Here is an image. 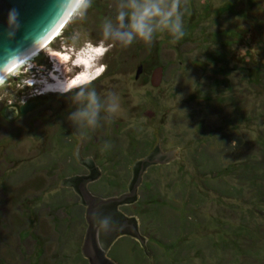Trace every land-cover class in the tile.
<instances>
[{
  "label": "rangeland",
  "instance_id": "374dc122",
  "mask_svg": "<svg viewBox=\"0 0 264 264\" xmlns=\"http://www.w3.org/2000/svg\"><path fill=\"white\" fill-rule=\"evenodd\" d=\"M186 4L181 40L164 32L151 46L129 47L101 42L116 0H92L84 19L76 6L53 45L0 79V100L23 111L0 116V264H85L82 168L64 161L78 142L92 147L81 155L94 156L102 175L86 186L102 199L116 197L155 146L176 150L146 169L138 200L118 208L138 221L152 262L125 234L108 252L117 264H264V235L246 240L264 233V0ZM78 30L92 49L68 50L65 39ZM59 51L76 57L78 78L88 72L80 86L121 97L124 114L91 136L67 120L71 93L51 87Z\"/></svg>",
  "mask_w": 264,
  "mask_h": 264
},
{
  "label": "clouds",
  "instance_id": "9594fccd",
  "mask_svg": "<svg viewBox=\"0 0 264 264\" xmlns=\"http://www.w3.org/2000/svg\"><path fill=\"white\" fill-rule=\"evenodd\" d=\"M75 3L77 17L84 19L92 6V0H75ZM187 14L186 0H116L114 15L105 17L102 22L101 42L113 47H129L137 42L151 46L156 34L164 32L170 33L173 42H176L185 35ZM19 15V11L12 7L3 18L6 40H14L20 31ZM65 44L72 52L93 48V41L86 30L73 32L65 39ZM74 63L76 64V57ZM56 91L61 95L71 93L69 100L73 110L68 114L67 120L76 127L96 130L102 126V121L116 119L124 114L121 97L115 91L101 94L95 87H81L76 91L69 89L67 92ZM130 126L135 127L136 122L133 121ZM92 215L105 231L116 226L115 221L104 215L102 209L93 210Z\"/></svg>",
  "mask_w": 264,
  "mask_h": 264
},
{
  "label": "water",
  "instance_id": "95a60500",
  "mask_svg": "<svg viewBox=\"0 0 264 264\" xmlns=\"http://www.w3.org/2000/svg\"><path fill=\"white\" fill-rule=\"evenodd\" d=\"M76 6L75 0H0V78L52 40ZM12 7L19 11L21 28L14 40H6L3 18L7 15L8 9ZM141 72L142 66L136 71V78ZM153 85L156 86L155 83ZM161 152L170 155L169 160H171L176 150ZM146 156L134 163L128 185L134 179V170L139 168L137 162L144 160ZM93 170L89 167L88 169L82 168L81 174L86 177ZM83 180L81 178L79 195L86 206V232L81 246V254L88 264H117L108 257V252L114 242L120 238L119 236L125 234L133 236L140 242L152 262L151 253L145 245L146 237L141 236L138 231V221L134 216L128 217L118 210L121 206L136 202L140 181L133 184L129 193L120 195L125 192L127 185L116 197L102 199L95 197L88 190L86 184L90 180ZM129 198H134V201ZM96 209H102L106 216H108V212L114 213L116 216L112 215L113 220L118 217L119 222H115L116 226L112 230L105 231L92 215L93 210Z\"/></svg>",
  "mask_w": 264,
  "mask_h": 264
},
{
  "label": "flooded vegetation",
  "instance_id": "af4514ba",
  "mask_svg": "<svg viewBox=\"0 0 264 264\" xmlns=\"http://www.w3.org/2000/svg\"><path fill=\"white\" fill-rule=\"evenodd\" d=\"M55 38H56V36L45 47H47L49 45H53L54 43L51 44V42L54 41ZM49 52L50 53H54V54L56 53L55 51H52V50L49 51ZM58 53H59L60 61L62 59H64V57H68V58L66 59V65L64 64V66H62V63L61 62H60V65H59V61L54 58L55 61L58 62V66L59 67L55 66L56 65V63H55V65H54L55 72L54 73L52 72L50 74V82L52 80L53 81L55 80L54 82H56L57 81L56 78L57 79L60 78V81H63V82H66V83L67 82L70 83V82H73L74 80H77L76 79V78H78V70L77 69H78L79 66L74 63L75 58L72 57V55H71L73 53H71V54L68 53V52H66V53L62 52L61 53L60 51ZM68 62L72 63V65L74 66L73 68H75L76 71H75V73H71L70 75L67 76L66 73L63 70L67 66ZM88 83H90V82H87L86 85ZM46 85H50V84H48V82H47ZM80 87H82V86L78 85V86H75V87L71 88V90H76V89H78ZM13 111H14L15 115L18 116V117H20L23 114L22 113V110L19 109L18 107L11 106V104H10V106L9 105H6L5 102H3V101L0 100V116H1V118H3V119L6 120L8 117H10V114H11L10 112H13ZM88 131H89V135L91 136L92 135L91 134L92 131L91 130H88ZM78 132H80V131H78ZM75 136L76 135H74V137ZM77 142H78V140H77ZM59 145H62V151H65V147H66L65 144H63V142H60ZM80 145H81V142H78V144H75L74 143V146H73L74 147V150H73V152H71L69 154V155H71V157L66 154L67 160H64V161L67 162L72 167H79V168H86V169H88V167L89 168H93L94 170L88 176L83 177V174H81L82 177L81 176H79V177L82 178V179H84V180H90L89 185L90 184H94L96 181H98L100 179V177L102 175L100 173V171H99V169H100L99 168V165H97L94 156L91 157V156H82L81 155V153H83V152L84 153L85 152L91 153L92 152V147L89 146V148L87 149V148H83L82 146L80 147ZM67 149H69V148L67 147ZM160 149L161 148L159 146H155L153 148V150L150 153L147 154V156L144 158V160H141L140 162H137V166H139V168H136V170H134V179L127 186L125 192L121 193L120 195L129 193L132 190L133 184L135 182H139L140 181V184H141V181H142V179L144 177L143 176V173H144V171H146V169H148L149 167L154 166L156 164H159V163L169 162L170 155H167V154L162 153ZM66 157L64 156V158H66ZM80 182H81V180H80ZM139 187H140V185H139ZM139 187H138V190H139ZM80 188H81V186L79 184H77L76 189L79 192H80ZM138 190H137V195H138ZM129 200H133L134 201V198L133 199L132 198H129ZM137 200H138V197H137L136 201ZM124 206H128V205H124ZM124 206H122V207H124ZM113 214H112V212H108V216H110L111 218H112V215ZM117 218L114 220L115 222H119V220Z\"/></svg>",
  "mask_w": 264,
  "mask_h": 264
},
{
  "label": "bare ground",
  "instance_id": "6f19581e",
  "mask_svg": "<svg viewBox=\"0 0 264 264\" xmlns=\"http://www.w3.org/2000/svg\"><path fill=\"white\" fill-rule=\"evenodd\" d=\"M70 16H71V15H70ZM65 22H66V21H65ZM61 27H62V26H61ZM60 29H61V28H60ZM60 29L57 31V33L54 35V37L59 33ZM54 37H53V38H54ZM53 38H52V39H53ZM50 41H51V40H50ZM50 41H49V42H50ZM49 42H48V43H49ZM48 43H47V44H48ZM47 44H46V45H47ZM46 45H45V46H46ZM45 46L42 47L38 52L42 51V49H44ZM38 52H37V53H38ZM35 54H36V53H35ZM56 55H59V53L56 54ZM87 55H89V53H88ZM32 56H33V55H32ZM32 56H31V57H32ZM58 57H59V56H58ZM29 58H30V57H29ZM29 58H28V59H29ZM26 60H27V59H26ZM26 60H25V61H26ZM25 61H23L22 63H20L19 65H17V66L14 67L13 69H11V70H10L9 72H7L5 75H7L8 73H10V72H12L13 70L17 69V68H18L19 66H21ZM61 61H63L62 63L64 64V63L66 62L65 57H64V59L61 60ZM63 64H62V65H63ZM65 64H66V63H65ZM85 64H86L87 66L90 65V63H89V56L87 57V59H85ZM55 74H56V73H55ZM84 74H85V75H84L82 78L80 77V78H78L77 80H74L73 82H70V83H68V82L66 83V82L60 81V78H58L59 80L56 78V80H57L56 82H54L55 80H54V81L52 80V84H53L54 86H51V87H53L52 89L66 91V90L71 89V88H73V87H75V86L81 85L80 83L82 82V79H83V78H86V81H89V80H87L88 72H87V73H84ZM90 74H91V73H90ZM5 75H4V76H5ZM4 76H2V77H4ZM88 76H89V75H88ZM2 77H1V78H2ZM89 77H90V76H89ZM1 78H0V79H1ZM2 79H3V78H2ZM83 80H84V79H83ZM52 84H51V85H52ZM56 90H55V91H56Z\"/></svg>",
  "mask_w": 264,
  "mask_h": 264
},
{
  "label": "trees",
  "instance_id": "16d2710c",
  "mask_svg": "<svg viewBox=\"0 0 264 264\" xmlns=\"http://www.w3.org/2000/svg\"><path fill=\"white\" fill-rule=\"evenodd\" d=\"M22 113H23V111H22ZM67 164H68V163H67ZM247 165H248V168H251V164L247 163ZM69 167H72V166H69ZM261 174H262V172H260V175H261ZM100 180H101V179H100ZM258 195H259L258 198L261 197V194H258ZM263 205H264V204H263ZM262 235H264V233H262L261 231L258 230V232H256V235L254 236V238H252V236H247V235H246V240H247V241H249V240H252V241H253V240H255V239H256V240H259V239L261 238ZM140 245H141V244H140ZM141 247H142V246H141ZM141 252H142L143 255L146 254L142 249H141ZM242 252H243V254H244L245 256H246L247 253H248L247 257H250L251 255L254 256V253H251L250 250H242ZM42 253H43V252H42ZM244 255H243V256H244ZM81 256H82V254H81ZM141 256H142V255H141ZM80 258L84 261L85 264H86V263L88 264L87 260H86L83 256L80 257ZM150 263H151V262H150ZM150 263H149V264H150Z\"/></svg>",
  "mask_w": 264,
  "mask_h": 264
}]
</instances>
